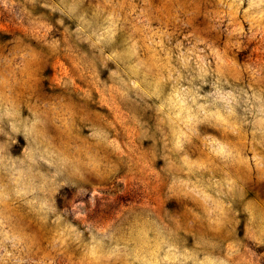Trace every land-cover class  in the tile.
I'll return each instance as SVG.
<instances>
[{
  "label": "clouds",
  "instance_id": "1",
  "mask_svg": "<svg viewBox=\"0 0 264 264\" xmlns=\"http://www.w3.org/2000/svg\"><path fill=\"white\" fill-rule=\"evenodd\" d=\"M0 264H264V0H0Z\"/></svg>",
  "mask_w": 264,
  "mask_h": 264
},
{
  "label": "rangeland",
  "instance_id": "2",
  "mask_svg": "<svg viewBox=\"0 0 264 264\" xmlns=\"http://www.w3.org/2000/svg\"><path fill=\"white\" fill-rule=\"evenodd\" d=\"M170 207H172V208H175V207H176V205H175V204H171V205H170Z\"/></svg>",
  "mask_w": 264,
  "mask_h": 264
}]
</instances>
